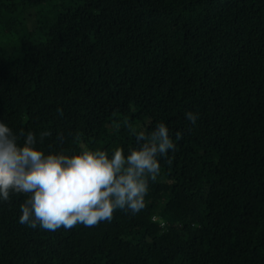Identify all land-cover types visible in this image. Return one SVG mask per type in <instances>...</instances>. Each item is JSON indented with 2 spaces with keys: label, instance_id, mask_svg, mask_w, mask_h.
<instances>
[{
  "label": "trees",
  "instance_id": "obj_1",
  "mask_svg": "<svg viewBox=\"0 0 264 264\" xmlns=\"http://www.w3.org/2000/svg\"><path fill=\"white\" fill-rule=\"evenodd\" d=\"M0 120L46 151L181 134L134 214L48 231L0 202V264H264V0H0Z\"/></svg>",
  "mask_w": 264,
  "mask_h": 264
},
{
  "label": "clouds",
  "instance_id": "obj_2",
  "mask_svg": "<svg viewBox=\"0 0 264 264\" xmlns=\"http://www.w3.org/2000/svg\"><path fill=\"white\" fill-rule=\"evenodd\" d=\"M184 117L195 124L198 113L187 110ZM131 131L137 143L127 149L81 144L78 150L46 151L38 145L49 131H14L0 120V202L24 194L18 222L48 231L93 226L111 220L118 209L138 212L149 181L161 172L160 160L175 150L181 134H171L164 121L150 131L143 127Z\"/></svg>",
  "mask_w": 264,
  "mask_h": 264
},
{
  "label": "rangeland",
  "instance_id": "obj_3",
  "mask_svg": "<svg viewBox=\"0 0 264 264\" xmlns=\"http://www.w3.org/2000/svg\"><path fill=\"white\" fill-rule=\"evenodd\" d=\"M42 8H43V7H39V8H38V7H34V8L32 9V11H33V12H36L37 10L39 11V10H41Z\"/></svg>",
  "mask_w": 264,
  "mask_h": 264
},
{
  "label": "built area",
  "instance_id": "obj_4",
  "mask_svg": "<svg viewBox=\"0 0 264 264\" xmlns=\"http://www.w3.org/2000/svg\"><path fill=\"white\" fill-rule=\"evenodd\" d=\"M157 219H158V217H157V216H154V217H153V220H157ZM161 225H162V226H164V225H165V222H164V221H162V222H161Z\"/></svg>",
  "mask_w": 264,
  "mask_h": 264
}]
</instances>
